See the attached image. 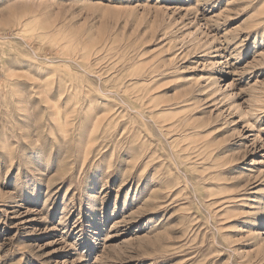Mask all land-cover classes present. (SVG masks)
I'll return each mask as SVG.
<instances>
[{
	"label": "rangeland",
	"instance_id": "obj_1",
	"mask_svg": "<svg viewBox=\"0 0 264 264\" xmlns=\"http://www.w3.org/2000/svg\"><path fill=\"white\" fill-rule=\"evenodd\" d=\"M0 264H264V0H0Z\"/></svg>",
	"mask_w": 264,
	"mask_h": 264
},
{
	"label": "bare ground",
	"instance_id": "obj_2",
	"mask_svg": "<svg viewBox=\"0 0 264 264\" xmlns=\"http://www.w3.org/2000/svg\"><path fill=\"white\" fill-rule=\"evenodd\" d=\"M202 158V157H201Z\"/></svg>",
	"mask_w": 264,
	"mask_h": 264
}]
</instances>
